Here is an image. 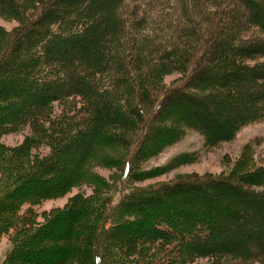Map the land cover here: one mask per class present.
<instances>
[{"label":"trees","instance_id":"obj_1","mask_svg":"<svg viewBox=\"0 0 264 264\" xmlns=\"http://www.w3.org/2000/svg\"><path fill=\"white\" fill-rule=\"evenodd\" d=\"M97 7L104 9V17L90 23ZM244 9L252 13L242 15ZM0 15L17 21L11 30L0 27V138L17 129L24 132L19 144L0 140V234H12L2 264L37 262L23 249L38 250L35 245L51 234L49 227L60 217L68 224V243L51 264H104L105 259L111 264H193L200 258L207 264H264V220L262 227L246 228L243 234L248 239L258 232L256 243L227 246L223 242L236 234L231 231L235 224L229 231L216 223L218 216L209 213L206 201L184 205V197L196 188L223 180L124 190L135 156L155 154L186 128L214 144L251 119L248 111L226 131L208 129L203 121L209 127L218 124L212 114L181 115L173 96L201 106L218 101L217 96H227L226 104L235 96L252 97L264 117V0H0ZM227 53L239 70L229 76L236 90L222 85L227 76L208 70ZM173 71L182 78L166 85L163 77ZM54 102L61 106L56 113ZM128 145L132 151L122 159L121 196L115 203L79 195L74 207L57 209L42 223L34 221L33 204L79 182L88 159L100 164L109 159L101 148L116 151ZM42 146L48 150L42 152ZM69 148L77 152L75 166L58 168ZM247 171L228 175V187L250 196L264 194V189L245 186L254 168ZM38 175L49 183L46 187L22 189ZM51 176L58 181L50 188ZM257 178L253 184L263 182L264 177ZM181 187L185 194L160 202V196ZM25 203L28 209L21 211ZM231 203L222 201L234 214ZM214 222L217 231H225L216 242H205ZM194 232H200L199 238L190 243L186 235L193 238Z\"/></svg>","mask_w":264,"mask_h":264},{"label":"rangeland","instance_id":"obj_2","mask_svg":"<svg viewBox=\"0 0 264 264\" xmlns=\"http://www.w3.org/2000/svg\"><path fill=\"white\" fill-rule=\"evenodd\" d=\"M93 12L97 14L92 18L90 23L99 21L104 17V9L102 7H97ZM247 12L252 13V10L244 9L241 13L242 15H245ZM73 14L75 13L72 12L71 15ZM262 17L260 16V19H262ZM16 25L17 21L15 19L0 15V27L6 30H11ZM230 54H232L231 49ZM224 57L226 58L218 57L217 60H214L213 63H211V66L208 68L209 73L212 75H218L219 73L221 75L224 74L227 76V80H225L222 85L227 86L229 89L234 87V90H236L237 82L230 80L229 76L239 72V70L231 65L229 54ZM262 71L264 72V70ZM18 74L24 75L22 72H18ZM181 78V74L173 71L165 74L163 81L166 85H169L172 82H179ZM192 81L195 82L197 80L193 77ZM32 87H35V85ZM252 91L254 92L256 90L253 89ZM226 97L227 96H217L219 99L218 101L213 98L210 101H206L204 105L201 106L200 104L193 105L184 103L180 99V96H173L172 100H174L176 106L182 107L181 115L184 114L189 118H193L195 117L194 114L196 112H201L205 117L212 114L210 115V119L214 117V120L217 121L218 124L215 122V124H217L216 126H214L215 124H212V126L209 127L208 125L210 124H205L203 121V127L208 129L218 128L220 131L222 130V132L226 131L229 128L228 125L233 119H236L244 113L246 114L248 111L250 112L249 115L251 119L233 129L231 134H225L226 138L217 141L214 144L205 143L203 135L198 130L186 128L180 137L167 143L165 147L155 154L141 158L135 156L133 159L132 170L130 171L129 179L126 182L124 190L132 188L148 189L157 186L164 187L165 184L170 182L176 183L185 180H194L196 182H217L223 180L216 184L214 183L213 186L207 185L204 188H196L193 195L184 197V205L187 203L189 204V201H193V205L195 206L198 205L200 201H206L211 204L209 213L212 210V215L215 214L218 216L217 219L214 220L216 223L224 224L223 227L225 230L227 229L229 231L232 225L234 226L235 224V227L231 231L236 232V234L238 233L239 235L237 234L238 236L235 237L236 234L231 233V237L234 238L225 237L226 239L223 243L228 246L233 241H238L233 243V245L237 247V245L246 244V241L256 243L255 239L259 237L258 232H254V235L248 239H245L243 234L246 228L259 229V227L263 226L261 221L264 220V194H256V196L240 194L236 188L228 187L227 181L230 179L228 178V175L230 176L231 173L237 174L236 171H238V173H245V171L248 172L247 170L254 168L252 175H246L245 178L247 181H251H248L245 186L254 191L264 189V179L263 182H259V184L252 183L255 178L258 179L257 177H264V172L257 171L264 168V117H260L256 111L258 110V108H256L257 104H259L257 101L258 99L253 100L252 97L249 99H243V97L237 99L235 96L228 99L231 100V102L226 104L229 102L225 99ZM169 102L170 100H167V103L163 104L160 108L161 113L166 110L165 106H167ZM78 104V106H80V103ZM210 105H213V109ZM60 107L61 106L57 102H54L51 105L53 113L58 112ZM170 124H168L167 127H169ZM129 134V136H131L130 139L133 140L134 134ZM23 136L24 132L17 129L3 134L0 140L7 145H16L21 143ZM124 148L127 149V152H124L126 150ZM124 148H119L116 151L107 150L105 147L101 148V150L99 149L100 152H107L106 155H108L109 159L105 161L104 164L98 163L99 161H96V158L94 160L88 159L86 165L83 167V174L79 182L72 186H68L57 195L46 197L38 203L33 204L31 210L34 221L36 223H42L46 218L51 216L55 210L64 209L67 206L68 209L71 208L73 206V200L77 197L78 201L79 195H81V200L82 196H84L85 198L91 199L93 202H96L98 199L106 198L104 201H107L110 204L115 203L121 196L119 181L120 173L122 171V163L124 161L122 159L126 158L132 151V149L129 150V145ZM47 150V147H41L42 152ZM96 150H98V147ZM61 156L64 158V162L63 164H58V168L63 170L74 167L75 161L78 159L77 152L70 148L65 149ZM241 164H244L242 168L240 167ZM62 174L59 175L63 177ZM41 179V176H36L34 181L27 182L22 189H41L46 187L49 183L46 180L44 181ZM50 180L49 187L51 188V182H57L58 177L51 176ZM162 192L166 194L167 191H161V194ZM180 192H182V187L175 190L173 193L168 192V196H160V202L167 203L169 202L168 200L170 197L175 196ZM182 193L185 194L186 192L183 191ZM152 198L156 199V195ZM222 201H225V203L227 201L232 202L231 204H233L232 206L235 209L234 214L230 212L231 210L229 207L222 204ZM28 206L27 203L23 204L21 211L28 209ZM239 220H242V222L238 225L237 223ZM55 222L56 223H54L53 226L49 227V233L51 234L47 235L46 238L35 245V248L38 250H32L29 247L23 249L26 251L25 254H31L36 257L37 262H34L35 264H51V261L59 256V250L64 249V246L67 247L69 235L65 232L68 227L66 219L65 217H60ZM216 223L214 222V224L210 225V233L204 236L205 242H216L218 239H221L225 230L219 228L217 231L215 228ZM141 225L144 226L145 224ZM199 229V231H203L201 226ZM195 230L198 231L197 228H195ZM199 233L200 232L191 233L193 234V238H190V235H186L185 239L192 243L199 238ZM10 235L12 234H9V231L8 234H0V264H2L6 253L10 249ZM60 245L63 247H59ZM34 263H32L31 260L27 264ZM103 263L111 264V261L105 259V261L103 260ZM193 264H207V262L205 258H200L195 260ZM250 264L262 263L252 261Z\"/></svg>","mask_w":264,"mask_h":264}]
</instances>
